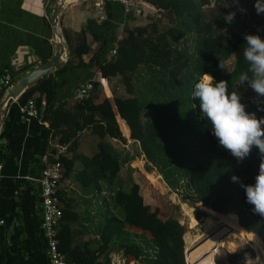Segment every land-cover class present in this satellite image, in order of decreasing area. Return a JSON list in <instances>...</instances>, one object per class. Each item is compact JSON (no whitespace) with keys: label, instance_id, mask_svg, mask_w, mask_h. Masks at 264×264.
Listing matches in <instances>:
<instances>
[{"label":"trees","instance_id":"16d2710c","mask_svg":"<svg viewBox=\"0 0 264 264\" xmlns=\"http://www.w3.org/2000/svg\"><path fill=\"white\" fill-rule=\"evenodd\" d=\"M146 1L166 14L170 26L158 34L155 30V34L149 33L147 27L126 29V36L116 44L114 56H110L114 42L105 48L100 46L101 54L98 57L95 54L89 62V67L95 68L101 78L100 84L93 82L88 98L79 99L71 108H67L65 102L56 103L55 76L62 73L64 66L57 68L54 75L38 79L18 101L34 100L39 115L42 113V120L48 123L45 149L50 135L53 139L58 138L60 147L68 146L67 151L78 149L76 138L85 130L97 137L95 153L88 158L58 154L64 178L72 174L75 163L80 161L82 184L94 183L97 193L101 192L102 183L112 187L118 181L122 160L107 139L127 142L121 132V125L125 124L128 139L139 144L145 161L144 164L129 159V166L150 191L174 201L163 188L160 177L176 191L185 183L192 201L200 204L207 217L226 215L224 227L217 233L223 236L216 238L221 246L226 241L236 243V236L230 231L238 229L258 255L263 256L264 218L251 211L252 206L246 202L241 187V183H255L261 163L258 149L254 147L251 154L238 163L230 152L219 146L207 121L199 118V102L192 99L191 91L206 72L217 82L227 80L229 92H237L239 74L248 68L243 57L244 35L258 34L264 38V15H257L255 0ZM229 1H236L238 6H231ZM229 12H235L231 23L224 20ZM192 36H196V45L194 52L190 53L188 48H180L178 44ZM86 38V46L79 42L70 50V56L77 60V68L88 66L82 60L89 48V39ZM66 42L69 44L67 38ZM231 58V71H222L218 66L219 59L227 63ZM133 77L144 78L139 90L133 88ZM117 78L125 87L127 97L118 96L113 88L108 87L106 81ZM241 103L246 105L248 112H256L258 118H264V111H258L256 103L244 99ZM144 110L148 115L145 121ZM49 153L57 154L55 150ZM233 176L239 177L240 182H233ZM134 188L132 185L128 191L111 190V202L121 210L123 220L107 215L97 224L99 246L96 250H90L86 244L73 245L71 225L79 216L71 205L63 210L58 227V247L68 262L101 264L98 260L107 257L111 245L116 243L126 264H185L184 240L190 245L193 237L185 234L187 229L178 219L166 217L160 210L144 213L142 200L135 195ZM183 210L193 219L192 228L199 224L207 233L216 224L207 217L198 223L186 204H183ZM136 228L140 229L139 232ZM187 256L192 264L200 261L197 247Z\"/></svg>","mask_w":264,"mask_h":264},{"label":"crops","instance_id":"0c3cea01","mask_svg":"<svg viewBox=\"0 0 264 264\" xmlns=\"http://www.w3.org/2000/svg\"><path fill=\"white\" fill-rule=\"evenodd\" d=\"M56 1L0 0V78L3 71L8 69L12 84L15 85L33 68L50 62L57 45L55 28L51 22ZM157 12V9L150 6L138 18L124 14L122 7L114 2L67 0L58 21V32L64 40V54L60 58L62 64L59 68L65 66V69L55 76L56 103L65 102L66 107L71 108L80 99L78 88L81 85L87 82L100 84L101 78L96 69L89 67L93 56L101 54L100 46L105 48L111 41L122 40L129 22L140 28L147 27L149 17ZM85 37L89 39V48L82 60L88 66L77 68V60L70 56V50L79 42L86 46ZM55 70L49 74L54 75ZM106 82L109 88L114 87L113 81ZM8 91L0 87V112ZM20 104L18 99L15 100L0 116V221L3 222L0 224V264H47V250L40 230L41 157L52 152L55 147L60 148L56 151L58 154L65 155V147L55 145L50 135L45 149L48 123L42 120V113L36 118L24 120L19 112ZM69 178H62L58 193L62 210L71 205V209L79 216L78 221L71 225L73 245L86 244L90 250H96L92 241L88 240L93 214L91 210L89 212L88 204L79 203L75 199L81 191L77 181L74 179L76 182H68ZM91 185L79 183L81 189ZM74 224L80 225V232L76 233ZM206 248L207 253L211 251L210 246ZM121 256V253L107 255L98 261L101 264H112V258L118 260ZM207 257L204 256L205 259ZM204 258L201 257L200 261ZM209 261L215 264L214 260Z\"/></svg>","mask_w":264,"mask_h":264},{"label":"rangeland","instance_id":"374dc122","mask_svg":"<svg viewBox=\"0 0 264 264\" xmlns=\"http://www.w3.org/2000/svg\"><path fill=\"white\" fill-rule=\"evenodd\" d=\"M91 0H89L90 2ZM229 4L231 6H238V3L236 1H229ZM241 10V9H240ZM139 18V17H138ZM169 21L170 19L166 16L163 12H157L155 15L149 17L148 22L146 23L148 32L155 34L160 33L164 31L167 27H169ZM135 23L129 22L126 29L132 30L135 28H138L137 26H134ZM154 26V27H153ZM140 28V27H139ZM126 29L124 30V36H126ZM153 30H155V33H153ZM115 41V38H113ZM117 42H114V48H116ZM100 46V44H98ZM180 48L182 46H185L188 48V51L190 53L194 52L195 45H196V36L189 37L187 41L181 40L178 44ZM113 48V49H114ZM233 64V58H231L227 65L229 68H231ZM135 83L133 82V88L139 90L141 88V85L144 82V78H136L133 77ZM112 84H114L113 90L117 93L120 97H127L128 94L125 91V87L123 86L121 80L119 78L114 79ZM237 92L240 93L241 99L254 102V98L256 97V93L253 92V90L246 86L238 85ZM80 98V97H79ZM81 99V98H80ZM148 115L146 111H143V120H147ZM121 132L124 134L126 139H128V128L125 124L121 125ZM129 140V139H128ZM76 141L78 143V149L74 151H67V147H65L64 154L67 157H71L72 154H77L78 156H82L83 158L90 157L95 153L96 146L98 144V139L96 136L92 135L90 130H85L83 133L81 132L78 137L76 138ZM54 144H58V138H54L53 140ZM107 142L113 147V149L121 155V168L118 175V181L113 183V186L110 187L105 183L101 184V188L103 191L100 193H97L95 191V184L92 183V185L89 188H80L79 183H82V175L80 172L82 171V165L80 161H77L75 163V167L72 171V174H70V178L68 182H76L78 184V189L81 191V194H76L75 199L79 201V203L84 202V204L89 205V212L91 210L93 214V220L92 225H90L89 233H88V240H91L94 244L95 248L97 249L99 246V236L98 232L96 231V226L100 222H102L105 218V216H113L114 218L119 219L118 221L123 220L122 219V213L121 210L116 208L113 203L111 202L110 196H111V190L115 189H123L125 191H128L132 185H134V193L142 200V211L145 213V211L149 214L151 212H155V209L157 211H162L161 214L164 216H172L179 220L181 224H183L186 227V233L190 234L193 237V242L190 245H186L185 240V248L188 250V252H191L195 247L199 245L202 248H206V246H210L211 251L206 252L205 254H200V258L205 255L208 257L205 259H202L197 264H210L209 260L213 261L215 264H237V260H239V253L243 251H249L252 254L253 258V264H264V256H259L258 253L255 251V248L251 246V242H248L244 238V233L241 230H231L230 232H233V234L236 236V244H240L244 242L238 251L232 252L230 251L232 248V245H229L226 247L227 244L226 241L218 250H214L215 245H211L216 238V236L220 237V234L217 235V233L224 227V221L226 219V215H219V214H213L209 216L208 218H211L212 223H216L213 228H211L207 233L205 232V227L202 228L199 224L192 228L191 226V218L188 214H186L183 211V204H186L187 207L192 209L191 215L192 217L200 223L205 217H207V214L202 211V209L199 207L200 204L194 203L190 197V191L185 186V183L182 184L181 188H179L177 191L170 189L165 182L161 179V183L165 191L169 194V197L174 200L170 201L167 198L162 197L158 192L150 191L148 187L143 182L142 178H140L133 168L129 166L128 160L129 159H136L138 161H142L145 164L144 157L140 152L139 144L137 142H133L132 140L127 142H120L117 140L107 139ZM55 151L60 150V148L54 149ZM144 167V166H143ZM74 179L76 181H74ZM170 190V191H169ZM81 201V202H80ZM166 201L170 202L166 203ZM173 206V207H170ZM177 207V209H176ZM83 211V210H82ZM85 211V210H84ZM81 212V211H80ZM86 212V211H85ZM152 216V215H151ZM151 218V217H150ZM150 218H147L146 221H149ZM207 218V219H208ZM264 218V217H263ZM222 221V222H220ZM220 222V223H217ZM80 225L74 224V229L77 232H80ZM137 229V228H136ZM138 232L140 229H137ZM184 234V236H185ZM183 236V238H184ZM209 236V237H208ZM242 239V240H241ZM90 242V241H89ZM212 242V243H211ZM218 243V240L215 242ZM202 244V245H201ZM225 246V247H224ZM234 246V245H233ZM198 249V250H199ZM121 253L117 250V244L113 243L110 247V252L108 255L113 256L114 254ZM104 256H102L100 259H103ZM233 261V262H232Z\"/></svg>","mask_w":264,"mask_h":264},{"label":"clouds","instance_id":"9594fccd","mask_svg":"<svg viewBox=\"0 0 264 264\" xmlns=\"http://www.w3.org/2000/svg\"><path fill=\"white\" fill-rule=\"evenodd\" d=\"M257 15H264V0H255ZM235 12L225 14L224 20L231 23ZM246 44L243 57L248 64L246 71L239 74V85L249 87L256 93L254 102L258 111H264V38L258 34L244 35ZM219 68L230 72L227 63L219 59ZM192 99L198 101L200 119L207 121L212 135L219 146L227 150L240 163L246 159L255 147L261 156L258 174L254 184H243L246 202L251 211L264 217V118H258L256 112H248L241 103V95L228 90V81H216L215 77L204 73L194 84ZM233 182H240L237 176ZM243 264H253L249 255H245Z\"/></svg>","mask_w":264,"mask_h":264},{"label":"built area","instance_id":"2783aa9c","mask_svg":"<svg viewBox=\"0 0 264 264\" xmlns=\"http://www.w3.org/2000/svg\"><path fill=\"white\" fill-rule=\"evenodd\" d=\"M119 4L122 7L124 14L129 16H142L145 10L152 6L146 0H109ZM1 11V5H0ZM102 18V17H101ZM116 54V48L110 52V56ZM13 86L11 80V73L5 69L0 78V87L4 90H10ZM93 90V82H87L78 88L80 98H88ZM19 112L23 119L28 121L39 116V110L36 108L34 100L29 99L19 105ZM42 171L40 183V200H41V222L40 230L44 238L48 263L47 264H75L68 262L64 254L59 250L58 227L63 210L60 206L59 187L63 178L64 170L60 161L58 160V153H45L41 157ZM2 164L0 162V180H1ZM3 222L0 221V224ZM221 246L218 245L213 248L215 251ZM188 250L185 248L184 258L185 264H192L187 256ZM249 255L253 260V256L249 251L239 253V260L235 258L237 264H243L245 255ZM112 264H126L124 258L121 256L118 260L112 258ZM129 264H138L135 262Z\"/></svg>","mask_w":264,"mask_h":264},{"label":"water","instance_id":"95a60500","mask_svg":"<svg viewBox=\"0 0 264 264\" xmlns=\"http://www.w3.org/2000/svg\"><path fill=\"white\" fill-rule=\"evenodd\" d=\"M63 6L64 1L57 0L51 14V22L53 27L55 28L57 37V45L54 56L47 64L37 66L27 72L15 85L11 87L2 103L0 116H2L5 110L15 100L19 99V97L25 92L26 89L33 86L38 79L43 78L44 76L48 75L61 66L62 63L60 61V58L64 54V40L62 38V35L58 32V21Z\"/></svg>","mask_w":264,"mask_h":264},{"label":"bare ground","instance_id":"6f19581e","mask_svg":"<svg viewBox=\"0 0 264 264\" xmlns=\"http://www.w3.org/2000/svg\"><path fill=\"white\" fill-rule=\"evenodd\" d=\"M64 1V3H67V0H63ZM74 1V0H73ZM86 38V37H85ZM86 44H87V39H86ZM184 211V210H183ZM208 218V217H207ZM226 230H229V229H226ZM220 236H223V234H220ZM209 237V236H208ZM213 243L211 244V245H215V246H217V244L215 243L216 242V239H214V241H212ZM232 244H234V252H236V251H238L239 250V248L240 247H238L237 246V244L234 242V241H232V242H227V244L225 245L226 247H228L229 245H232ZM202 245V244H201ZM224 246V247H225ZM198 248H199V245L197 246ZM207 248H200L199 249V253L200 254H205L206 252H207ZM262 250V249H261ZM263 256H264V254H263Z\"/></svg>","mask_w":264,"mask_h":264}]
</instances>
